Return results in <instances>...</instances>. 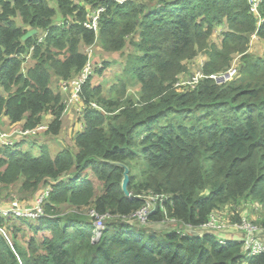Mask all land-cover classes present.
<instances>
[{
    "label": "trees",
    "instance_id": "obj_1",
    "mask_svg": "<svg viewBox=\"0 0 264 264\" xmlns=\"http://www.w3.org/2000/svg\"><path fill=\"white\" fill-rule=\"evenodd\" d=\"M101 7L99 29L87 27ZM34 27L39 33L23 40ZM257 30L264 45V23L248 0H0V120L11 127L33 129L51 117L48 132L58 134L67 109L60 83L84 69L88 46L138 51L110 95L95 77L84 84V127L73 146L53 156L46 147L41 155L22 148V139L0 144V190L51 188L45 216L0 218L14 235L11 241L0 231V264H264V254L248 257L225 232L181 237L160 212L147 226L110 221L94 242V219L79 212L92 206L129 215L144 204L131 194L155 191L172 194L170 214L186 222L201 225L218 209L235 220L247 211L264 227L255 218L264 215V48L251 50ZM201 54L207 75L239 57L237 76L177 87ZM108 65L96 63V74ZM134 85L140 91L127 94Z\"/></svg>",
    "mask_w": 264,
    "mask_h": 264
},
{
    "label": "built area",
    "instance_id": "obj_2",
    "mask_svg": "<svg viewBox=\"0 0 264 264\" xmlns=\"http://www.w3.org/2000/svg\"><path fill=\"white\" fill-rule=\"evenodd\" d=\"M120 3L125 0H119ZM250 4V9L253 13H255L259 17V27L264 23V16L261 14V6L264 3V0H248ZM103 8H99L95 11V14H91L87 22H85L86 26L92 29H99V18L101 13L103 12ZM254 41L259 40L258 30L253 33L251 37ZM239 57H237L231 67L226 71L220 73H213L207 75L204 70V62L198 66L194 75L189 77V79H185L182 77L179 82L176 83L177 87L182 88H196L199 82L204 78H211L216 80L219 84L226 83L228 81L233 80L238 72H239ZM93 69L92 63L90 59L84 69L78 74L76 77H72L70 79H64L61 83V89L63 92H67L71 89L72 101L80 102L83 101L82 88L83 85L87 82L88 78L91 76ZM71 103V98L69 100ZM93 106L97 107V105L93 104ZM5 129L0 128V144L2 146L14 147L16 142H18L17 138L21 136H27L36 134L38 131H47L49 130L48 124H41L33 129H18L12 135H9ZM51 191L50 187H46L42 193L39 194L37 201L33 205H24L19 200H13L8 204L1 205L0 204V218L8 219V218H32L37 219L45 216V210L43 204L45 202L46 197ZM132 197H137L144 200V204L141 208L133 212L132 214H117L111 211L100 212L96 208L89 206L84 210L79 212H83L87 214L89 217L94 219L95 225V235L93 237L94 242H98L103 232L107 227V223L110 221H130L135 219L137 223L142 226H147L152 222V215L155 212H160L162 217V222L167 224L169 227L175 229V231L181 236L186 237L189 235H198L203 233L204 230H216L220 232H225L227 234H231V236L237 241L241 242L243 248L248 257L257 256L260 254H264V227L257 222H254L249 218V215L243 213L241 215L240 220H235L227 213L222 212L218 209L213 210L208 220L201 224L196 225L191 222H186L177 216H172L170 214V208L174 206V197L170 193L166 192H155L150 191L144 194L133 195ZM232 214V213H231ZM228 230V231H227ZM0 231L3 233H8L7 227L0 223ZM221 242H225L221 240Z\"/></svg>",
    "mask_w": 264,
    "mask_h": 264
},
{
    "label": "rangeland",
    "instance_id": "obj_3",
    "mask_svg": "<svg viewBox=\"0 0 264 264\" xmlns=\"http://www.w3.org/2000/svg\"><path fill=\"white\" fill-rule=\"evenodd\" d=\"M91 14H95L94 9L91 10ZM91 14H89V16ZM215 36L217 37L216 39L219 40V35H215ZM139 38L140 37H137L136 40H139ZM124 51H125L124 53H112V54L105 53V52H102V51L99 50V44L98 43L90 45L87 48V54H88V56H90L89 59H90V62L92 63V69H93V71L91 73V76L95 77L94 78V83L95 84H97V85H99L100 83L104 84V86H105L104 95L105 96L106 95H110L111 94L110 88L112 86L117 85L119 83V79L124 74L125 68L127 66L128 55L131 52H136V53L138 52V51L135 50L133 44H130L127 48L124 49ZM104 62H109V65L106 66V68L104 69L102 74L97 75L96 73H98V72L95 71L96 63L99 66H101L102 64H104ZM99 68H101V67H99ZM195 71L196 70L193 69V67L191 65V70H190V72L187 75H185V79H189V77H191L192 74L195 73ZM77 75H75L74 77H76ZM89 78H88V80H89ZM61 83H62V81H61ZM61 83H60V86H59V90L62 93H66V92H63L64 89L63 90L61 89ZM71 89H72V87L70 88L69 91H67L66 97L68 99L71 98V101H72V94L73 93H71ZM138 91H140V87L139 86H135V85L134 86H129L127 94L137 93ZM82 95H83V90H82ZM65 99L66 98H64V100ZM64 102L67 104L66 100ZM72 102L73 103L68 101L67 107L69 106V110L63 116L64 120L62 119V128L60 129L59 133L58 134H52V136L50 138V140H51L50 143L49 144L48 143L44 144L43 147H46V148H48L50 150L51 147L49 145H51L52 146V151H54V150H58L60 148H66V147H69V146L70 147L73 146L74 137H76V134L80 130H82L83 127H84V121H82V119L84 117V109L83 108H81V109L79 108V110H78L77 109L78 105L74 106L73 104L75 102L74 101H72ZM83 103L85 105V101ZM92 103L97 105V108H100V106L97 104L96 101H92ZM72 105H73V107H76V111H75V109L74 110L71 109ZM77 121H78V123H77L78 126L75 125ZM21 127L22 126H16L14 128H11L10 126H7V123H5L4 121L0 122V128H2V129L5 128L4 131H6L9 135H12L13 133L16 132V130L21 129ZM42 132L45 133V131H38L36 134H33V137L34 138H37L36 136H40V137L43 136L44 137V134L43 135L41 134ZM53 155L56 156L57 153L55 154V152H53ZM19 185H20V183L19 184H15V185L11 186L10 188H6V189L0 190V204L1 205L8 204V203H10L13 200H19L22 204H27L29 201L34 200V199H35V201H37L38 198L36 197V195H38V193H42V191L45 189L44 188L41 192L39 191L35 195H31V194L27 195V194L22 193L20 190H18V186ZM100 189L101 188H99V190ZM254 207L258 208V209L254 208L255 210H261V205H259V204H256ZM244 212L246 214H248V215L250 214L247 211H244ZM227 213L232 218V214H231L230 210H228ZM255 218L261 220L262 218H264V215L261 214V213H256L255 214ZM24 229H26V227H24ZM166 233H168V232L165 230L163 232V235H165ZM4 235L9 240L13 241V239H14L13 236L14 235H11V233L9 231L6 234L4 233Z\"/></svg>",
    "mask_w": 264,
    "mask_h": 264
},
{
    "label": "crops",
    "instance_id": "obj_4",
    "mask_svg": "<svg viewBox=\"0 0 264 264\" xmlns=\"http://www.w3.org/2000/svg\"><path fill=\"white\" fill-rule=\"evenodd\" d=\"M223 31H225V26H219L218 27V29L216 30V35H219V40H217L216 38V36L214 37V42L215 43H217V44H220L221 43V40H222V33H223ZM260 40V39H259ZM259 40H257V41H254L252 38H251V50H254L255 48H264L263 46L264 45H262L261 44V42H263V41H259ZM207 61H208V57H207V55L206 54H201V55H199L198 57H196L195 59H193V60H191V61H189L188 62V66H189V69L191 70V65H192V67H193V69H198V66L200 65V64H202V62H204V65L207 63ZM192 77V76H191ZM64 95H65V100L67 101V105H68V101H69V99L66 97V95H67V92L66 93H63ZM74 106H76V105H78V107H77V109L79 110V108L81 109V108H83V109H85V105H84V103L82 102V101H80V102H75L74 104H73ZM73 105H72V107H71V109L72 110H74L75 109V111H76V107H73ZM68 110H69V106L67 107V109H66V111L64 112V114H66L67 112H68ZM64 114H63V116H64ZM63 116H62V119H63ZM50 120H52L51 119V117H48L47 118V122H45L46 124H49V122H50ZM64 120V119H63ZM2 121H4L5 123H7V126H10V121L8 120V118H6V117H3L1 120H0V122H2ZM77 123H78V121L76 122V126H78L77 125ZM11 127V126H10ZM14 127H16V126H12L11 128H14ZM5 129V128H4ZM42 135L44 134V137L42 136V137H40V136H36L37 138H34L33 137V134L32 135H27L28 137H25V138H23L24 136H21V137H18L17 138V140L19 141L20 139H22L21 141L22 142H20V143H22V148H24V149H29V150H32L36 155H41V153L43 152V150H44V148L45 147H43V145L44 144H49L50 143V138H51V136H52V134L51 133H49V132H42L41 133ZM42 146V147H41ZM51 148H50V152H51V154L53 155V152H55V154L57 153V155H58V153L62 150V148H60V149H58V150H54V151H52V146L51 145H49ZM37 151V152H36ZM54 156V155H53ZM37 198H38V195H37Z\"/></svg>",
    "mask_w": 264,
    "mask_h": 264
},
{
    "label": "water",
    "instance_id": "obj_5",
    "mask_svg": "<svg viewBox=\"0 0 264 264\" xmlns=\"http://www.w3.org/2000/svg\"><path fill=\"white\" fill-rule=\"evenodd\" d=\"M39 33V29L37 27H34L32 29H30L24 36H23V40H27L28 38L33 37L34 35ZM130 182V176H129V169H126V174H125V179H124V183H123V188L125 190V192L129 195L130 191L128 190V185ZM131 224H134L136 221L135 219H132L129 221Z\"/></svg>",
    "mask_w": 264,
    "mask_h": 264
},
{
    "label": "clouds",
    "instance_id": "obj_6",
    "mask_svg": "<svg viewBox=\"0 0 264 264\" xmlns=\"http://www.w3.org/2000/svg\"><path fill=\"white\" fill-rule=\"evenodd\" d=\"M118 1H119V0H118ZM119 2H120V1H119ZM83 86H84V85H83ZM84 101H85V100H84ZM84 101H83V102H84ZM85 106H86V104H85ZM27 129H30V128H27ZM49 129H50V128H49ZM46 132H48V130H47Z\"/></svg>",
    "mask_w": 264,
    "mask_h": 264
}]
</instances>
